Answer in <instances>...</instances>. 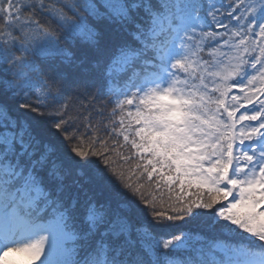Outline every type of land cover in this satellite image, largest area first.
Returning <instances> with one entry per match:
<instances>
[{"label":"snow or ice","instance_id":"1","mask_svg":"<svg viewBox=\"0 0 264 264\" xmlns=\"http://www.w3.org/2000/svg\"><path fill=\"white\" fill-rule=\"evenodd\" d=\"M37 262L264 264V0H0V264Z\"/></svg>","mask_w":264,"mask_h":264},{"label":"trees","instance_id":"2","mask_svg":"<svg viewBox=\"0 0 264 264\" xmlns=\"http://www.w3.org/2000/svg\"><path fill=\"white\" fill-rule=\"evenodd\" d=\"M106 102H107L106 99H101L100 101L97 102V107H99L101 104H104ZM106 110H110V105H109V109ZM97 119H99V117H97Z\"/></svg>","mask_w":264,"mask_h":264},{"label":"rangeland","instance_id":"3","mask_svg":"<svg viewBox=\"0 0 264 264\" xmlns=\"http://www.w3.org/2000/svg\"><path fill=\"white\" fill-rule=\"evenodd\" d=\"M37 264H38V262H37Z\"/></svg>","mask_w":264,"mask_h":264}]
</instances>
